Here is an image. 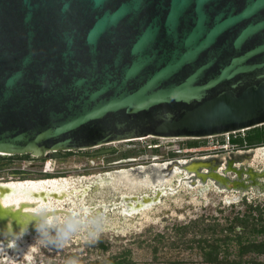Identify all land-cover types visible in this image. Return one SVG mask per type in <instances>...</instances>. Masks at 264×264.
<instances>
[{
	"label": "water",
	"instance_id": "water-1",
	"mask_svg": "<svg viewBox=\"0 0 264 264\" xmlns=\"http://www.w3.org/2000/svg\"><path fill=\"white\" fill-rule=\"evenodd\" d=\"M261 124L264 0H0L3 155Z\"/></svg>",
	"mask_w": 264,
	"mask_h": 264
},
{
	"label": "rangeland",
	"instance_id": "rangeland-1",
	"mask_svg": "<svg viewBox=\"0 0 264 264\" xmlns=\"http://www.w3.org/2000/svg\"><path fill=\"white\" fill-rule=\"evenodd\" d=\"M244 133L245 129L235 131L232 137ZM230 137L231 133L200 138L147 136L63 150L59 158L49 159L50 166L45 159L31 156L13 157L0 163V181L22 176L40 178L42 169L49 167L51 171L47 174L72 176L77 185L86 186L82 198H70L76 201L75 209L81 208L75 215L81 219L79 228L70 238L54 241L56 233L52 230L50 235L34 242L27 256L15 255L9 247L0 251V264H211L203 260L204 241L198 239L216 236L234 215L241 216L247 211L248 203L264 206V179L260 176L249 179L248 173L241 170L237 177L228 169L226 177L243 179L244 185L226 186L209 177L202 180L185 167L193 157L211 155L216 161L222 159L219 171L225 168L227 158L236 167L242 164L241 169L264 171L262 152L237 150L240 146L232 144ZM101 149L109 151L97 153ZM206 169L200 167L198 171ZM120 171H127L136 180L145 176V184L134 190L126 183L114 185ZM107 176L110 181L98 190L97 180ZM70 199L64 201V207L73 204ZM261 213L264 219V207ZM214 221L219 227L212 232L209 224ZM235 250L231 246L226 258L219 255L220 264L237 259ZM244 258L264 264V254L250 253Z\"/></svg>",
	"mask_w": 264,
	"mask_h": 264
},
{
	"label": "bare ground",
	"instance_id": "bare-ground-1",
	"mask_svg": "<svg viewBox=\"0 0 264 264\" xmlns=\"http://www.w3.org/2000/svg\"><path fill=\"white\" fill-rule=\"evenodd\" d=\"M256 150H259L260 152H262L261 156L262 155L264 156V147L256 149ZM237 155H241V154H237ZM227 157H229V155ZM220 161L218 162L217 167H216V163H213V162L211 163L207 162L206 164H204L206 166H204V165L198 164V162H192V161L190 162V160L185 166L188 170L194 172L196 176L200 175L204 178H207V177L214 178L215 171H213L212 169H215V168L217 169L221 165L222 161L221 162ZM50 162L51 161L48 159L46 161V165L50 166L49 165ZM207 166L211 167V170H209V173H210L209 175H207L208 168L206 169L205 173H201L198 171L200 167L204 168ZM154 167L156 166L154 165ZM117 174H118L117 179L113 182L114 185L119 184L123 186L126 183V185L130 187V189L134 190L135 188H137L138 185L145 184V180H144L145 176L141 178L140 180H136L135 176L127 173V171H120ZM258 174H262V173L261 172L256 173L255 171H249L248 178L252 179L254 178L255 175H258ZM218 179L223 180L225 178L222 176H219ZM75 180L76 179L74 177L64 176V177H59V178H50V179H43V180H37V181L28 180V181H23V182L22 181L20 182H0V251H4L6 248L9 247L12 250L13 254L17 255L20 253H24L27 256L29 254V250L33 247L34 242L37 239H42L46 237L45 235L37 231V227L44 220L46 219L55 220V218H60L62 220L66 217H74L76 220L80 221L81 219L76 218L75 215H76V212H78L81 208L75 209L73 205L76 201L75 199H70V198L71 196H74L76 199L82 198V195L86 191V186L81 187L77 185ZM109 181H110V176H107L105 179H102L100 177V179L97 180L98 190L102 189L103 185ZM222 183L227 184L226 181H222ZM143 198H145V196ZM67 199H70L71 203L73 204L70 205L69 207L68 206L64 207L63 203ZM144 200H147V198H145ZM128 205H131V204H128ZM51 232L52 230H49V234H51ZM26 238L29 240H26Z\"/></svg>",
	"mask_w": 264,
	"mask_h": 264
},
{
	"label": "trees",
	"instance_id": "trees-1",
	"mask_svg": "<svg viewBox=\"0 0 264 264\" xmlns=\"http://www.w3.org/2000/svg\"><path fill=\"white\" fill-rule=\"evenodd\" d=\"M239 132V131H238ZM230 142H237L238 145L253 146L264 142V124L245 129L243 136L240 134L236 137L229 138ZM70 151V150H68ZM261 209L258 205L247 206V211L241 216L238 214L224 225L220 227L216 236L211 235L210 238L200 237L198 240L204 241L201 246V254L204 261L211 264H220V258H226L230 253V247H235V255L237 259L228 261L230 264H260L259 261L244 258L245 255L253 253L255 255L264 254V219L262 218ZM256 212V216L253 215ZM238 225L239 228L235 226ZM214 232L219 223L214 221L209 224ZM257 235L261 238L257 239ZM105 247V245H101Z\"/></svg>",
	"mask_w": 264,
	"mask_h": 264
},
{
	"label": "flooded vegetation",
	"instance_id": "flooded-vegetation-1",
	"mask_svg": "<svg viewBox=\"0 0 264 264\" xmlns=\"http://www.w3.org/2000/svg\"><path fill=\"white\" fill-rule=\"evenodd\" d=\"M232 143V142H231ZM234 143H237V142H234ZM233 144V143H232ZM238 144V143H237ZM238 146H240V145H238ZM264 147V142H262V143H259V144H256V145H253V146H246V145H241L239 148H237V150H246V149H259V148H263ZM63 151V150H62ZM60 153V155L59 156H57V157H47V158H44L46 161L48 160V159H50V160H54V159H56V158H59L60 156H61V151L59 152ZM32 157V158H35L32 154H30V153H23V154H6V155H3V154H0V163H3V162H7L9 159H11V158H13V157H17V158H22V159H27V158H29V157ZM37 159V158H36ZM220 160H222V159H220ZM220 160H217L216 161V158H215V156H211V155H207V156H205V157H202V156H199V157H193V159H191L190 160V162L192 161V162H198V164H201V165H204V164H206L207 162H209V163H211V162H213V163H216V167H217V164H218V162L220 161ZM230 162H231V160L230 159H226V163L224 164V165H226L225 166V168L224 167H221L220 168V171L218 170V169H212L213 171H215V177L214 178H211V177H209V178H211V179H214V180H216V182L217 183H221V184H223V185H226V186H241V185H244V182L241 180V179H228L227 177H226V175L224 174L225 173V171H226V169L228 170V169H230V170H232V171H234L236 174H237V177H239V173H240V171L241 170H243L244 172H246V173H248V176H249V171H253L252 170V168L251 167H247L246 169H241V165H240V167H236L235 165H232V164H230ZM197 164V165H198ZM204 166H206V165H204ZM205 168H208V171H207V175H209L210 173H209V170H211V167H209V166H207V167H205ZM51 170H46V172H44L42 175V177H40V178H26V177H23L22 176V178H18V179H11V180H5V181H0V182H20V181H37V180H43V179H50V178H59V177H64V176H55V175H49V174H47V172L49 173ZM199 172H201V173H205L206 171H199ZM223 172V173H222ZM256 173H262V174H258V175H255L254 177H258V176H260L261 178H263L264 179V171H260V172H257V171H255ZM24 174V173H23ZM224 174V175H223ZM222 176V177H224L225 179H223V180H219L218 178H219V176ZM198 177H200V179H202V180H204L205 178L204 177H202V176H200V175H197ZM72 177V176H71ZM236 177V178H237ZM252 179H254V178H252ZM255 180V179H254ZM222 181H226L227 182V184H225V183H222ZM247 204V203H246ZM250 204H252V203H248L247 204V206L248 205H250ZM256 205H258L260 208H263L264 206H261L259 203H256L255 205H253L252 204V206H256ZM50 235V234H49Z\"/></svg>",
	"mask_w": 264,
	"mask_h": 264
},
{
	"label": "clouds",
	"instance_id": "clouds-1",
	"mask_svg": "<svg viewBox=\"0 0 264 264\" xmlns=\"http://www.w3.org/2000/svg\"><path fill=\"white\" fill-rule=\"evenodd\" d=\"M79 225L80 221L74 217H66L62 220L60 218H55V220L46 219L37 227V231L48 236L49 230H54L56 233L54 241H64L78 230ZM72 264H75V262H72Z\"/></svg>",
	"mask_w": 264,
	"mask_h": 264
},
{
	"label": "built area",
	"instance_id": "built-area-1",
	"mask_svg": "<svg viewBox=\"0 0 264 264\" xmlns=\"http://www.w3.org/2000/svg\"><path fill=\"white\" fill-rule=\"evenodd\" d=\"M41 172H46V169H42V171Z\"/></svg>",
	"mask_w": 264,
	"mask_h": 264
}]
</instances>
